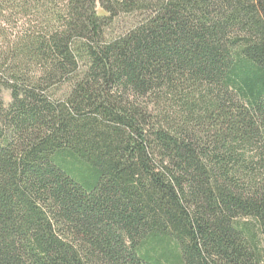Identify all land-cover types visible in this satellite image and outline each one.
Wrapping results in <instances>:
<instances>
[{
  "label": "trees",
  "instance_id": "trees-1",
  "mask_svg": "<svg viewBox=\"0 0 264 264\" xmlns=\"http://www.w3.org/2000/svg\"><path fill=\"white\" fill-rule=\"evenodd\" d=\"M0 264H264V0H0Z\"/></svg>",
  "mask_w": 264,
  "mask_h": 264
},
{
  "label": "rangeland",
  "instance_id": "rangeland-1",
  "mask_svg": "<svg viewBox=\"0 0 264 264\" xmlns=\"http://www.w3.org/2000/svg\"><path fill=\"white\" fill-rule=\"evenodd\" d=\"M128 24V19L126 18H122L120 20V22L115 26V32H121L124 27H126ZM3 99L5 101V103L8 105L11 102V98H10V93L9 92H4L3 93Z\"/></svg>",
  "mask_w": 264,
  "mask_h": 264
}]
</instances>
